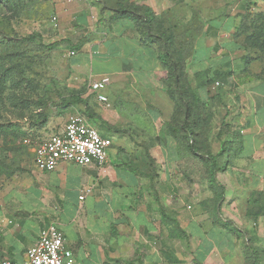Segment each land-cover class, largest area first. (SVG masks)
I'll use <instances>...</instances> for the list:
<instances>
[{"label":"crops","instance_id":"obj_1","mask_svg":"<svg viewBox=\"0 0 264 264\" xmlns=\"http://www.w3.org/2000/svg\"><path fill=\"white\" fill-rule=\"evenodd\" d=\"M52 3L71 71L87 85L91 122L111 145L103 167L63 161L42 171L33 158L6 182L0 264L22 263L52 223L74 264H264V75L255 69L264 67V55L247 57L252 49L242 37L245 18L264 14V0ZM120 8L145 23L115 19ZM166 55L186 75L176 99L168 93ZM105 75L111 83L93 90L91 82ZM187 81L201 98L193 130L203 101L227 99L213 140L223 167L215 181L186 136ZM68 118H52L34 144L63 132Z\"/></svg>","mask_w":264,"mask_h":264},{"label":"rangeland","instance_id":"obj_2","mask_svg":"<svg viewBox=\"0 0 264 264\" xmlns=\"http://www.w3.org/2000/svg\"><path fill=\"white\" fill-rule=\"evenodd\" d=\"M53 8L52 0H0V189L33 160L36 135L52 118L65 122L63 119L75 112V107L81 113L86 108L64 102L87 85L71 71L69 47L59 38L61 21ZM37 33L44 44L60 45L48 49L26 40ZM242 34L252 49L247 57L263 56L264 14H249ZM255 69L264 75L263 66ZM220 86L222 81L215 84L218 90ZM188 95L185 101L190 106V124H194L196 105L191 93ZM226 102L224 105L214 99L200 104L198 130L194 128V132L199 134L196 142L204 154L213 153Z\"/></svg>","mask_w":264,"mask_h":264},{"label":"built area","instance_id":"obj_3","mask_svg":"<svg viewBox=\"0 0 264 264\" xmlns=\"http://www.w3.org/2000/svg\"><path fill=\"white\" fill-rule=\"evenodd\" d=\"M110 83L111 78L105 75L93 80L91 88L101 91ZM99 99L105 102L108 100L103 94L99 95ZM110 145L111 140L104 137L86 115L73 113L69 116L63 132L36 142L34 164L42 171L55 170L63 161L103 167L108 160L107 150ZM84 197L85 194L80 196L81 199ZM64 239L60 228L55 223L50 224L40 232L38 239L28 249L25 259L20 264H74V254L65 246ZM1 264L19 263L5 259Z\"/></svg>","mask_w":264,"mask_h":264},{"label":"trees","instance_id":"obj_4","mask_svg":"<svg viewBox=\"0 0 264 264\" xmlns=\"http://www.w3.org/2000/svg\"><path fill=\"white\" fill-rule=\"evenodd\" d=\"M115 19L116 18H120V17H129L131 19H133L136 22H141V23H145L140 21V15L139 14H132L131 10H124L123 8H120L119 10H117V15L114 16ZM27 41L30 42H36L39 43L40 45H45L48 49H53L56 48L57 46H59V42H53V43H49V44H44V39L42 38V36L40 34H33L30 37L26 38ZM74 48L76 49L77 47L74 46ZM167 58L168 56L166 55L165 57L162 58L163 60V64L166 65V68L168 69V77H167V83H168V93H170L175 99V92H180V82H183L184 80H186V75H185V71H184V67L183 66H178L174 63L169 64L167 62ZM221 77V74H217V76L214 79H218ZM188 82V81H187ZM215 82V81H214ZM219 82V81H218ZM176 84L177 88H173L172 85ZM220 84V82H219ZM218 84V85H219ZM180 85V86H179ZM184 85V84H183ZM189 85V89H190V93L193 96L194 99V104L197 105L199 102H201V98L198 94V92L195 89H192L190 87V84L188 82ZM85 87V86H84ZM86 87L80 89L77 93L72 94V96L66 100H64V102L66 103V105H73V106H77L79 104L82 105H86L87 109L84 112L85 114H88V118L93 121L92 119H94L96 116L94 113H91L89 106H88V101L86 98L82 97V94L85 92ZM83 113V114H84ZM46 118L44 119V122L46 123ZM190 110L188 109V118L185 117L184 120V125H185V129L187 130V137L189 139H193L195 142L190 144L191 150H193L194 153H196L199 150V146L197 145L196 142V133L194 132V130L192 129L191 125H190ZM202 156L204 158H206L207 160H209L210 164H211V176H212V181H215V175L216 173H218L219 170H222L223 167H221L219 165L218 162V155H214L212 152H208L206 154H202ZM254 264H257L254 262Z\"/></svg>","mask_w":264,"mask_h":264}]
</instances>
